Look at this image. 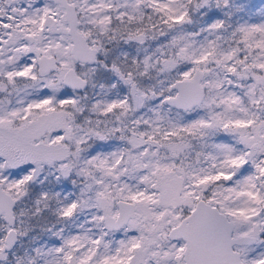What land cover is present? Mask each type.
<instances>
[{
    "label": "snow or ice",
    "instance_id": "1",
    "mask_svg": "<svg viewBox=\"0 0 264 264\" xmlns=\"http://www.w3.org/2000/svg\"><path fill=\"white\" fill-rule=\"evenodd\" d=\"M0 264H264V0H0Z\"/></svg>",
    "mask_w": 264,
    "mask_h": 264
}]
</instances>
